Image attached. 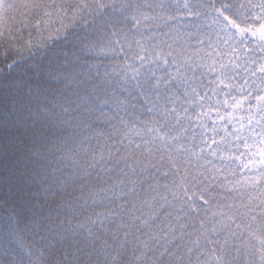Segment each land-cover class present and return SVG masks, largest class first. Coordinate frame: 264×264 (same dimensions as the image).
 Masks as SVG:
<instances>
[{
    "label": "snow or ice",
    "instance_id": "1",
    "mask_svg": "<svg viewBox=\"0 0 264 264\" xmlns=\"http://www.w3.org/2000/svg\"><path fill=\"white\" fill-rule=\"evenodd\" d=\"M0 264H264V0H0Z\"/></svg>",
    "mask_w": 264,
    "mask_h": 264
}]
</instances>
